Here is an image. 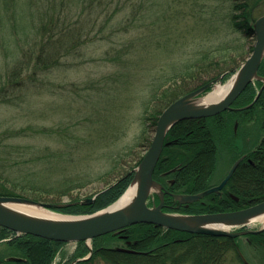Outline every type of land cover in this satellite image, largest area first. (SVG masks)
<instances>
[{
  "label": "trees",
  "instance_id": "1",
  "mask_svg": "<svg viewBox=\"0 0 264 264\" xmlns=\"http://www.w3.org/2000/svg\"><path fill=\"white\" fill-rule=\"evenodd\" d=\"M17 1L7 0V7L15 6L13 12H21V15L27 12L32 29L19 42L20 54L8 63L0 76V104L25 99L29 89L48 91L50 81L47 76L57 67H80L87 58V51L96 42L102 41L106 45L101 60L114 67L112 72L103 76L98 93L89 99L93 107L88 119L89 126L95 128V132L104 134L102 139L114 138L110 141L111 147L105 146L106 152L100 162L102 165L96 164L100 166L98 170L94 169L96 165L87 163L84 173H71L72 166L83 158L79 153L82 149L84 152L85 145H95L83 134H67L64 146L53 150L49 146L42 149L30 144L22 146L14 141L28 136V130H33L31 126L0 129V195L24 196L42 201V196L48 194L67 195L74 188L106 180V187L97 193L93 203L83 205L73 201L70 202L72 204L53 209L77 216L94 213L116 201L130 185L135 166L142 160L141 156L126 173L118 179L114 178L125 156L131 153H123L120 148L115 150L114 147L115 140L123 136L128 119L117 115L118 110L111 113L106 106L100 107L99 102L95 105V95H104L101 103L108 105L107 100L116 96L114 90L120 87L128 90L134 88L133 83L140 73L156 68L157 73L144 83L143 97L138 99L137 94L133 99V103H139L143 108L139 120L144 127L136 146L140 142L150 146L153 139L151 133L154 134L157 118L162 111L154 110V105L156 102L163 105V88L173 87L178 81L185 82L186 78L200 72L214 54L233 48L231 41L238 40L240 36L230 41L227 33L255 39L253 23L256 17L248 0H219L221 5L213 1L194 13L193 17L200 25L212 27L218 43L214 47L191 48L178 68L163 72V39L167 43V35L172 30L168 22H165L166 28L162 26L163 0H23V10H19ZM9 18L16 28V18ZM222 23L229 26L228 32L219 31L217 25ZM158 61L159 65L153 66ZM230 73L224 74L223 81ZM259 75L264 77V60ZM263 85L264 81L261 80L250 84L234 105L243 107L252 103ZM166 96L169 100L168 92ZM244 122H256L262 135L256 144L241 148L236 143L244 137L239 130ZM40 131L49 134L46 126H42ZM225 151L234 156L233 161L240 155L246 156L225 187L197 201L180 203L177 212L217 213L242 209L264 200V88L258 101L250 107L238 111L226 110L210 117L186 118L169 130L154 171L155 180L163 185L167 194L165 200H175L173 194H195L216 185L218 182L214 181V177L219 156ZM84 158L89 161L93 156ZM59 170L60 173H56ZM112 177L114 180L109 181ZM243 238L247 239L261 264H264V230L233 239L230 236L179 231L151 223H138L99 235L92 239V255L75 264H223L230 251H234L242 261L243 255L249 263L254 264L244 247L241 249L239 239ZM64 244L32 234H17L0 226V264H53ZM77 244L74 254L70 256V264L91 251L87 241Z\"/></svg>",
  "mask_w": 264,
  "mask_h": 264
},
{
  "label": "rangeland",
  "instance_id": "2",
  "mask_svg": "<svg viewBox=\"0 0 264 264\" xmlns=\"http://www.w3.org/2000/svg\"><path fill=\"white\" fill-rule=\"evenodd\" d=\"M22 1L23 0L17 1L19 10H23L24 7ZM213 1L216 4L221 5L219 0H163L164 24L162 26L163 28H166L167 24H170V30L172 29L169 35H167L169 41L165 43L163 39V72H169L170 70L178 68V66L181 65L183 56H185L186 52L191 48H200L209 45L214 47L216 43H218L217 38L215 37L216 33L211 30L212 27L210 28L209 25H200L193 17V15H195L194 13H198V11L204 9L206 4L209 5L210 3H213ZM248 1L256 19L264 15V0ZM226 4L227 3H224V5ZM14 7L15 6L7 7V0H0V76L1 74H4L8 63L14 61V59L20 54L19 42L24 39L27 33H30L32 29L28 22L29 17L27 12H24V15H21V12H13ZM220 13L218 20L214 18L218 22L222 16V11ZM10 16L16 18L14 20L15 23H17L16 28L13 27L14 23L11 22V19L9 18ZM166 19L169 20L165 21ZM165 22L168 23L165 24ZM217 26L219 27V31L223 30L224 33L228 32L230 29L227 24L223 23ZM226 36L230 41L235 36L240 37L234 42L231 41V47L233 48L229 51L216 53L208 59L204 68L195 74V76L186 78L185 82L178 81L177 85H174L173 87H164L163 105L156 102L154 110L161 109L164 111L165 107L182 95L194 90L200 85H203L204 82L207 83L221 75L224 76V74L229 71L231 72L229 77L225 81L222 79V82L225 84L234 76V74H236L240 65L250 56L256 39L244 38L241 34L239 35L235 33H227ZM207 37H209V40H207ZM105 47L106 45L102 41L92 44L87 51V58H85L83 64L78 68H55V70L47 76L50 81V89L48 91L29 89L28 93H25V99L19 98L20 101L17 100L12 102L14 104H0V129L11 126L16 128H27L31 126V129L33 127V130H28V136H22V138L14 141L20 142L22 146L30 144L32 146L35 145L38 149L49 146L53 150L64 146V138L67 134H83L97 146L85 145L84 152L82 149L81 153H79L83 158L79 159L76 162L77 164L75 163V165L72 166L73 170L71 173H84V170H86L88 166L87 163L90 165L99 164L101 162V157H103L104 152H106L105 146L111 147L112 142L110 141L114 139L111 138L109 140L107 137L106 139L103 138V140L102 135L104 134L95 132V128H91L89 126L90 124H88V122H90L88 121L90 118L89 115L92 112L91 108H93L89 99L101 89V80L103 76H105L106 73L112 72L114 69L110 63L101 60ZM69 60L70 62L72 61L71 58ZM159 63V61L154 62L153 66H158ZM153 70L140 73L133 83L134 88L132 87L128 90L126 87H120L116 91L114 90L113 93H115L116 96L115 98L111 97L107 100L109 106L101 103L104 95L94 96L93 101L96 102L94 103L95 105L99 102L98 105H100V107L104 108L106 106L107 109H111L109 111L111 113L118 110L116 113L117 115H120L121 117L126 116L128 119L126 123L127 125L125 124L123 136L115 140L114 147L115 150L120 148L123 153L129 151H131V153H129L128 156H125L122 161L123 165L117 173H115V179H118L133 165L137 164V160H139L141 156L143 158L149 148L147 144H140L141 142L139 143V146H136L144 127L141 120H139L143 108L141 104L133 103V99L137 94L138 96H136V98L139 99V97H143L141 93L144 91L142 90L145 86L144 83L157 73L156 68H153ZM47 77L45 79H47ZM167 92L169 93L170 101L166 96ZM115 99H119V101L117 102ZM119 107L121 109H119ZM94 108L96 109V106ZM111 115L112 114H110V116ZM42 126H46L49 129V134H42L40 131ZM239 130L244 137L243 140L242 138L238 139L236 145L241 148L250 147L261 139V129L256 122H249V124L248 122H244L239 126ZM151 135L154 136L153 133H151ZM102 140L103 142H101ZM88 155L93 156L89 161L87 158H84L88 157ZM220 155L218 170L216 177H214V181L218 183L235 163L232 159L234 156L227 151L222 152ZM102 161L104 162L103 159ZM106 164L109 165L108 162H106ZM137 166L138 165L135 166V169ZM99 167L100 166L96 165L94 166V169L98 170ZM38 169H40V167ZM56 173H60V170L56 171ZM114 178H110L109 181L114 180ZM106 185V180L94 181L88 185L70 190L67 195L48 194L42 196V201L56 204L79 201L87 197L95 196L103 190ZM156 194L157 193L154 192L153 196L149 199L150 206L158 204L156 196H154ZM261 225H263V221L256 220L251 222L248 225V228L255 229L259 228ZM239 240L242 242L241 249L244 247L243 250L248 252L246 255L253 260L252 262L254 264H261L247 239L243 238L242 240ZM88 244L91 246L92 241H89ZM77 245L78 244L74 242L65 243L57 252L53 264L69 263L71 261L70 256L74 254ZM247 247L248 250H246ZM73 262H71V264ZM223 264L246 263L244 260L242 261L234 251H230Z\"/></svg>",
  "mask_w": 264,
  "mask_h": 264
},
{
  "label": "water",
  "instance_id": "3",
  "mask_svg": "<svg viewBox=\"0 0 264 264\" xmlns=\"http://www.w3.org/2000/svg\"><path fill=\"white\" fill-rule=\"evenodd\" d=\"M253 23L255 31V45L250 56L240 65L236 71L237 75L235 82L230 86L227 92L216 101L208 104L199 103V100L207 97L215 91L216 87L227 85L223 83V75L217 77L194 90L182 95L167 107L159 115L156 130L149 148L143 156L141 162L135 169V175L132 181L138 178L135 198L124 206H116L126 191L113 203L107 207L98 210L91 214L69 215L59 213L54 208L67 206L72 203H50L36 201L31 198L16 195H0V226L9 228L17 234H32L37 237L47 238L61 242H79L92 241V239L110 234L111 232L119 231L131 225L138 223H151L169 229L179 231H187L193 233H204L212 235L230 236L236 238L249 233H259L264 230V223L259 228H248V225L254 221V218L260 214H264V200L253 205L238 210L224 211L217 213H199V214H180L163 211L164 206V188L163 185L154 178V171L160 159L167 133L179 121L194 118H204L220 114L226 110L243 109L250 107L258 101V98L263 91L264 85L259 89L252 103L242 108L232 106L240 97L241 93L255 80L264 81V77L259 75L260 66L264 60V15L258 17ZM215 86V87H214ZM210 89V90H209ZM242 158L237 160L223 180L204 191L195 194H173V197L179 203H190L201 199L202 197L213 192H220L229 181ZM131 181L129 187L133 183ZM158 184L160 202L150 206L149 199L153 196L152 187ZM96 194L93 197H87L74 203L83 205L91 204L97 198ZM237 199V198H236ZM16 204L36 205L66 218L50 219L41 218L21 214L11 207ZM209 223H226L227 226L210 227ZM243 229H238V228ZM236 228V229H235ZM90 253L76 259L72 264L79 260H84L92 255V246ZM120 250L132 251L126 248ZM242 258L246 264L249 263L245 257Z\"/></svg>",
  "mask_w": 264,
  "mask_h": 264
},
{
  "label": "bare ground",
  "instance_id": "4",
  "mask_svg": "<svg viewBox=\"0 0 264 264\" xmlns=\"http://www.w3.org/2000/svg\"><path fill=\"white\" fill-rule=\"evenodd\" d=\"M253 51V50H252ZM236 77L237 75H234L230 81L227 83V85H221L219 84L218 87H216L215 91L212 92L211 94L207 95V97H204L202 99L199 100V103H204V104H208L209 102H212V101H216L217 102V99L221 98V96L223 97V95L227 92V90L230 88V86L235 82L236 80ZM250 104V103H249ZM252 106V105H251ZM225 177V176H224ZM223 177V178H224ZM220 179V182L223 180ZM231 179V178H230ZM229 179V180H230ZM133 183L131 184V186L127 187L129 188L126 193L123 195V197L120 199V201L116 204V206H124L126 204H129V202H131L134 198H135V195H136V189H137V185H138V178H136L134 181H132ZM219 182V183H220ZM217 183V184H219ZM228 183V182H227ZM226 183V184H227ZM225 187V186H224ZM223 188V187H222ZM160 190V186L158 184H155L153 187H152V191L153 192H159ZM154 196H158L160 197V195L156 194ZM13 210L21 213V214H24V215H28V216H34V217H41V218H50V219H63V218H66L65 216L63 215H59L57 213H54L52 211H49L44 208H41V207H38L36 205H24V204H16V205H12L11 207ZM56 211V210H55ZM58 212V211H57ZM59 213H62V212H59ZM65 214V213H63ZM69 215H72V214H69ZM256 220H261L263 221L264 223V214H260L258 216H256L254 218V221ZM207 226H210V227H214V226H218V227H224V226H227L226 223H209L207 224ZM65 243H68V242H65Z\"/></svg>",
  "mask_w": 264,
  "mask_h": 264
},
{
  "label": "flooded vegetation",
  "instance_id": "5",
  "mask_svg": "<svg viewBox=\"0 0 264 264\" xmlns=\"http://www.w3.org/2000/svg\"><path fill=\"white\" fill-rule=\"evenodd\" d=\"M234 104H235V102H234ZM234 104H232L233 105V107H238V108H240V107H242V106H236V105H234ZM240 110V109H239ZM243 140V139H242ZM171 141H169V143H170ZM165 144H166V141H165ZM165 146V145H164ZM246 156H245V154H243V155H240V157L239 158H237L236 160H235V162L237 161V160H239V159H241L242 158V161H243V159L245 158ZM241 161V162H242ZM240 162V163H241ZM167 197V194L166 193H164V206H163V211H165V212H171V213H181V211L180 212H177V211H179V209H180V206H181V204L179 203H177L176 202V200H169V201H167V200H165V198ZM234 198L238 201L239 200V198L237 197V196H234ZM156 200H157V202L159 203L160 202V200H159V197L158 196H156ZM182 214V213H181ZM184 214H199V213H191V212H189V213H184ZM132 251H135V250H132Z\"/></svg>",
  "mask_w": 264,
  "mask_h": 264
}]
</instances>
